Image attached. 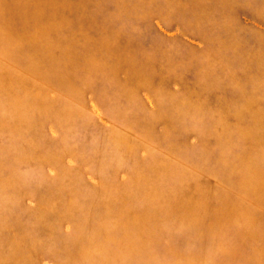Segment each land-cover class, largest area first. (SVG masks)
Masks as SVG:
<instances>
[{
  "label": "rangeland",
  "instance_id": "374dc122",
  "mask_svg": "<svg viewBox=\"0 0 264 264\" xmlns=\"http://www.w3.org/2000/svg\"><path fill=\"white\" fill-rule=\"evenodd\" d=\"M0 264H264V0H0Z\"/></svg>",
  "mask_w": 264,
  "mask_h": 264
}]
</instances>
